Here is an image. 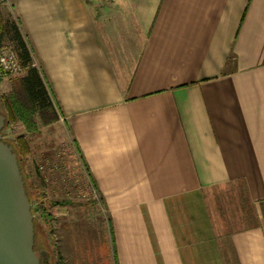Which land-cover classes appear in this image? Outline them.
<instances>
[{"label":"crops","instance_id":"1","mask_svg":"<svg viewBox=\"0 0 264 264\" xmlns=\"http://www.w3.org/2000/svg\"><path fill=\"white\" fill-rule=\"evenodd\" d=\"M3 3L95 203L35 184L51 255L264 264V0Z\"/></svg>","mask_w":264,"mask_h":264},{"label":"rangeland","instance_id":"2","mask_svg":"<svg viewBox=\"0 0 264 264\" xmlns=\"http://www.w3.org/2000/svg\"><path fill=\"white\" fill-rule=\"evenodd\" d=\"M0 0V10L8 14V6ZM1 47H10L8 42H3ZM0 47V48H1ZM21 70V69H20ZM0 74V95L6 94L11 87V78L20 72ZM37 132H26L24 127L16 121H9L1 130L2 138L13 141L18 135L24 134L28 140L29 152L21 159L23 179L32 196L33 218L35 220V245H41L49 251V232L43 217L39 213L40 198L35 195V184L40 190L48 191L51 187L59 190V196L43 199L69 200L78 204L83 201L94 206L92 192L87 187V181L81 174L80 165L76 162L74 153L69 148V140L63 129L57 124L41 129ZM46 154L49 158L44 157ZM44 182V183H43ZM49 188V189H47ZM39 190V191H40ZM38 193V192H37ZM230 198V197H228ZM91 199V200H90ZM226 199V198H225ZM224 205L226 217L234 216L235 206ZM227 207V209H226ZM228 212V213H227ZM43 252V251H42ZM48 254H51L50 251Z\"/></svg>","mask_w":264,"mask_h":264},{"label":"trees","instance_id":"3","mask_svg":"<svg viewBox=\"0 0 264 264\" xmlns=\"http://www.w3.org/2000/svg\"><path fill=\"white\" fill-rule=\"evenodd\" d=\"M8 42L13 50L16 60L20 65V72L11 78V87L9 91L0 95V113L5 117L4 126L9 121L19 122L26 132L33 133L38 131L39 125H48L58 119L57 106L52 100L51 92L44 81L41 69L37 68L32 59L31 51L28 43L22 34L19 21L13 18L9 13L4 14L0 10V47L3 42ZM2 130V129H1ZM8 143L16 154L20 173L23 178L21 168V159L29 152L28 140L24 134L18 135L13 141ZM24 182L27 197L32 204V196L29 194L27 186ZM232 190L237 192L238 200H242L244 204L248 203L244 185L236 183L230 184ZM233 186L235 188H233ZM68 203L67 200L49 201V204L59 205ZM241 204V203H240ZM251 213L253 214V209ZM33 214L34 210L31 207ZM39 213L43 217L48 232H51L50 221L51 213L39 206ZM248 218V217H247ZM34 230V250L39 253L40 264H62V257L57 249L54 255L48 254L49 251L41 245H35V220L32 219Z\"/></svg>","mask_w":264,"mask_h":264},{"label":"water","instance_id":"4","mask_svg":"<svg viewBox=\"0 0 264 264\" xmlns=\"http://www.w3.org/2000/svg\"><path fill=\"white\" fill-rule=\"evenodd\" d=\"M4 122L0 113V264H40L31 204L16 154L2 138Z\"/></svg>","mask_w":264,"mask_h":264},{"label":"built area","instance_id":"5","mask_svg":"<svg viewBox=\"0 0 264 264\" xmlns=\"http://www.w3.org/2000/svg\"><path fill=\"white\" fill-rule=\"evenodd\" d=\"M20 70L15 54L11 47L0 48V74L14 73Z\"/></svg>","mask_w":264,"mask_h":264},{"label":"flooded vegetation","instance_id":"6","mask_svg":"<svg viewBox=\"0 0 264 264\" xmlns=\"http://www.w3.org/2000/svg\"><path fill=\"white\" fill-rule=\"evenodd\" d=\"M39 254V252H37Z\"/></svg>","mask_w":264,"mask_h":264}]
</instances>
